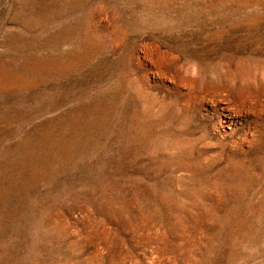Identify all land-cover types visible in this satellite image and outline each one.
Returning a JSON list of instances; mask_svg holds the SVG:
<instances>
[{"label":"rangeland","instance_id":"1","mask_svg":"<svg viewBox=\"0 0 264 264\" xmlns=\"http://www.w3.org/2000/svg\"><path fill=\"white\" fill-rule=\"evenodd\" d=\"M0 264H264V0H0Z\"/></svg>","mask_w":264,"mask_h":264}]
</instances>
